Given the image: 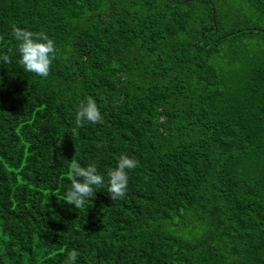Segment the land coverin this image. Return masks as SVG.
Instances as JSON below:
<instances>
[{
  "label": "trees",
  "instance_id": "trees-1",
  "mask_svg": "<svg viewBox=\"0 0 264 264\" xmlns=\"http://www.w3.org/2000/svg\"><path fill=\"white\" fill-rule=\"evenodd\" d=\"M16 27L54 39L47 77ZM0 53V264H264V0H0ZM123 155L122 198L64 201L69 162Z\"/></svg>",
  "mask_w": 264,
  "mask_h": 264
},
{
  "label": "clouds",
  "instance_id": "clouds-1",
  "mask_svg": "<svg viewBox=\"0 0 264 264\" xmlns=\"http://www.w3.org/2000/svg\"><path fill=\"white\" fill-rule=\"evenodd\" d=\"M12 34L17 42L19 63L24 70L41 77H47L56 51L54 39L43 31L34 33L20 27L14 28ZM0 63H11V56L8 53H0ZM101 121V111L93 98L80 101L76 113L77 124H95ZM137 166V160L123 155L117 166L107 172L106 180L95 164H88L85 167L77 159H73L69 162L71 186L64 193V201L80 208L94 193H97L96 189L103 187L105 183H107L108 193L113 200L122 198L129 183V171ZM79 255L77 250H71L68 252L64 264H78Z\"/></svg>",
  "mask_w": 264,
  "mask_h": 264
}]
</instances>
